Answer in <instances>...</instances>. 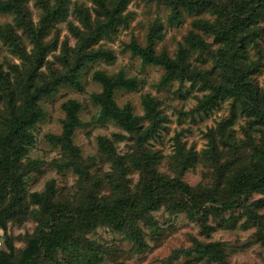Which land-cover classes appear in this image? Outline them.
Instances as JSON below:
<instances>
[{"label": "rangeland", "instance_id": "obj_1", "mask_svg": "<svg viewBox=\"0 0 264 264\" xmlns=\"http://www.w3.org/2000/svg\"><path fill=\"white\" fill-rule=\"evenodd\" d=\"M262 18L264 0H14L0 10V161L16 158L9 179L0 168V264H264V185L242 180L264 166ZM151 40L179 65L172 77L138 52ZM100 77L128 82L112 99L134 130L103 116ZM72 102L73 157L61 145ZM156 180L187 190L129 212L122 231L98 225L51 250L32 243L46 221L40 195L60 206L141 200Z\"/></svg>", "mask_w": 264, "mask_h": 264}, {"label": "trees", "instance_id": "obj_2", "mask_svg": "<svg viewBox=\"0 0 264 264\" xmlns=\"http://www.w3.org/2000/svg\"><path fill=\"white\" fill-rule=\"evenodd\" d=\"M13 2L12 0L0 2V10L4 11L12 9ZM137 50L145 57L148 62L162 64L169 72V77L175 75L176 71L179 69V65L175 62L169 59H162L155 55L152 40L150 41L149 47L146 50ZM0 78H3L1 73ZM100 80L103 84V93L99 96L94 95V99L102 106L103 116L105 118L117 120L128 131L134 130V120L129 115H125L123 112H121L116 107V104L112 99L114 88L119 85H127L126 83L128 82H113L105 77H100ZM219 92V88L214 90L213 95L211 96L212 98L208 99L204 106L205 109L214 104V100L217 98V96H219ZM36 95L38 94L36 93ZM34 98L35 97H32L31 100H34ZM145 106L149 115L153 118L154 110L151 106V102L145 101ZM74 107L75 104L73 102L71 103L70 107H68L67 123L64 126V133L61 137V140L63 141L61 145L71 153L70 155H72V157L78 156L79 152L76 147L72 146L71 142V135L73 134L75 127L80 125V122L76 118L75 112L72 110ZM13 131L15 132V136L22 134L20 127H15ZM11 142L12 141L8 142V146H10L12 149H15ZM0 148L4 152L3 145H1ZM4 156L6 157H4V160L0 161V168L1 170H4L3 175H7L6 178L9 179V177L12 176L10 170L16 158L13 151L7 155L4 154ZM72 164H74L75 170L79 169V165L77 163ZM85 179L87 181L89 180L88 173L86 174ZM242 180L253 181V190L259 189L262 185H264V166L262 169L259 168L258 171L256 170L255 173L249 172L242 175ZM181 188L187 190V187L183 185H176L173 181L163 182L156 180L148 183L146 189L144 190L145 193L140 198L141 200L131 195H125L123 197H117L114 201L108 203L104 202L103 199H97L95 197L94 201L92 200L93 203H90V205L74 204L69 201H61L60 206L56 205L53 201L51 202L46 198H42L44 196L40 195L41 198L38 199L37 204L42 207L43 212L46 215V221L41 223L40 231L37 233V239L35 241L33 240L32 243L34 242L33 244H35L38 248L40 247V249L42 248V250H51L59 246H65L67 242L76 235V233H88L98 225L107 224L122 231L127 226L126 217L129 212H134V214H136L149 210L157 203L158 195H173L178 193ZM244 188L245 187H243L241 191H244ZM213 248L214 247H212V250ZM36 250L32 249L31 252H35ZM209 254H211V252Z\"/></svg>", "mask_w": 264, "mask_h": 264}, {"label": "clouds", "instance_id": "obj_3", "mask_svg": "<svg viewBox=\"0 0 264 264\" xmlns=\"http://www.w3.org/2000/svg\"><path fill=\"white\" fill-rule=\"evenodd\" d=\"M32 2H34V0H30V4H31ZM256 27H257V28H264V18L261 19L260 23H259L258 25H256ZM73 43H74V41H73ZM49 59H51V57H49ZM205 95H206V94H205ZM231 103H232V101H231V100H228V101L225 103L224 108L227 109L228 105L231 104ZM193 107H195V105H194L193 103L190 102L189 105H188V108L191 109V108H193ZM185 110L187 111L188 109H185ZM168 115H171V113L169 112ZM221 115H227V112L225 111V112L222 113ZM173 119H175V117H173ZM219 119H220V116H216V115L212 116L211 119L208 121V124L205 125V127L207 128L209 125H211L212 128H215V125L212 124V120L219 121ZM243 123H244V121H243V120H240V121L235 125V127H236V129H237V132H236V135H237V136H240V135H241L239 129H240V126H241ZM253 135H256V133H253ZM204 144L207 145V144H208V141H204ZM253 231H254V230H253ZM4 239H6V237H3L2 231H0V246H3L4 251L7 252V251H8V248H7V246H5V245L3 244Z\"/></svg>", "mask_w": 264, "mask_h": 264}]
</instances>
